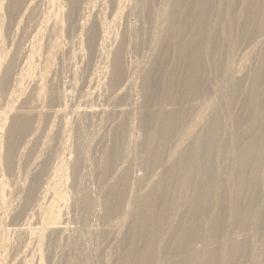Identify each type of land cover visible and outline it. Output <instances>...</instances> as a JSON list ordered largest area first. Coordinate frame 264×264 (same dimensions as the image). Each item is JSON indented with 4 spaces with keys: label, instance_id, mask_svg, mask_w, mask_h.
<instances>
[{
    "label": "bare ground",
    "instance_id": "1",
    "mask_svg": "<svg viewBox=\"0 0 264 264\" xmlns=\"http://www.w3.org/2000/svg\"><path fill=\"white\" fill-rule=\"evenodd\" d=\"M41 1L42 0H0V39H3V36L6 38L16 36L19 31L24 33L25 30H27L26 35L24 33V36L22 35L18 42L19 44L20 42L23 44L25 43L22 48L20 47L21 53L24 55L27 54L26 58L28 60L27 62L25 61L26 63L24 65L21 67L17 66L16 59L18 55L16 54L18 53L12 52V54H9V51L4 50L5 48H0V90L4 91V99H6V108L0 121V165L2 163L5 164L6 169L9 170L10 176L15 175V180L17 179L15 182L18 186L17 192L24 198L23 203L21 205L20 203L18 204L21 207H17V210L12 212L13 218L21 220L22 222L17 223L16 220L12 226L4 228L3 220L8 213L2 211L3 217L0 215V232L3 234L11 229L16 233V237L17 234H28L27 238L29 237L30 239L28 240L30 242L27 243L28 248L14 257V262L10 264H42L45 258L47 260L52 258L50 253L46 254V257L44 255L42 256L39 246L45 236H51L56 233H65L66 235L68 230H70L69 227L71 226L67 225L66 221L65 223L63 222V219H66L63 215L67 213V211H65V208L62 206L64 203H67L70 197L67 196L65 190L66 179L69 176L68 170L71 169L72 181L74 184V182H78V178L82 175L86 176V168L90 166L89 149L91 139L87 138V135L86 137L82 135V125L79 120L91 118L94 117V115H99V118L102 119L104 115L109 114V110H105L104 108H68V96L70 93L65 87L70 88L75 86V82L77 81L75 78L77 69L75 67L71 71V80H64L63 89L56 92L57 89L55 88V94L50 90L51 92H49V95L46 91L47 82L49 81L48 78L46 79V77H48L46 75L52 65L56 63L55 61H57V58L60 60L63 59L64 56L72 57L73 60L75 59L73 56H78L82 61L86 60L85 63L88 65L92 62L96 64L103 63L104 65H102V67L104 66L105 68L104 75L107 77L108 83L111 86H122V91L124 88L130 87L133 84L132 78L129 79L128 77V72L131 70L133 62L129 61L127 66L124 62L127 49L125 42H129L130 38L137 35L139 33L137 31H140L146 36V40H148L147 47H149V59L145 67L140 66L139 73L143 80L149 78V74L156 63V57L159 52L162 51L164 43L167 42V36H170V33L173 32V25L176 20L178 23L179 19L177 18L176 12L178 10L180 12L183 5H189L191 0H164L167 7L163 6L162 9L156 11L146 9V2H148V0H142L141 3L145 9H142L140 16L138 15L140 19L139 27H137L136 24L128 22L122 27L123 30L121 32L118 31L120 27L117 29V23L122 19L123 15L132 8H127L128 2L126 3L125 0H111V3L115 4L116 8L114 7L115 12L113 15L111 14L112 16L109 19L106 18V8L103 9L105 12H102V10L100 11V9V12H97L94 11L92 5H89L90 2L94 0H54L57 10L56 12L54 11L53 21L51 23L48 22L49 24L47 23V25L44 23V26L36 29V25L38 26L39 22H43L42 20L45 18L43 11L38 6L39 4L41 5ZM102 4H104V1ZM112 10L113 9H111V11ZM47 13H49V11ZM31 21H33L32 24H29ZM200 25L201 31H204V35L202 34L203 47L205 48V51L203 49V53L205 54L204 58L209 62V75L207 76H217L219 83L215 87V96L209 101V104L204 108L202 114L198 113L193 120L194 124L190 125L192 127L189 128L186 133L187 140L191 141V139H193V144H195V140L197 139L198 135L196 131L199 128L201 130L204 128L206 136L204 133L205 138L202 140L203 146L201 147L202 150L199 155L194 159H190H193L194 163L191 172L184 173L181 179L183 181H179L180 184L175 191L177 192L176 198L178 199L176 202L173 200L174 204L171 202L173 205L171 204L167 210L168 212L165 213L164 216H161V220L157 224V229L159 228L161 231L155 243L151 245L152 247L148 251L149 253L147 255L145 253V256L140 259V263L264 264V129H261V127L264 128V0H212L207 15L204 16ZM242 26H245L247 29L243 36L249 35L248 41L246 42L249 46L242 49L235 63V59L232 57L230 58V55L232 51L234 53L238 52V48L243 44H239L238 36L234 38L230 36L229 38L228 35L234 30L237 32L240 28H243ZM249 29H251L250 33L248 32ZM63 30L71 31L70 35H74V37L70 38V40L68 39L69 41L67 42L64 41L62 38V34H64L62 32ZM190 34L192 35L191 32ZM185 36V32L179 34L178 44H180L181 40H184ZM3 42L6 41L3 40ZM211 42H213V45H210ZM112 45L114 46L113 48ZM37 49L42 50L45 54L43 65L46 70L40 74L38 72L39 75L34 79L35 92L33 91V93H35V101L33 106L27 109L25 108L26 106L20 105L12 111L13 104L8 105V102L12 103L20 96L23 90L22 76L24 75L26 66H28V61L30 64L31 59L34 58L33 56L37 55L35 51ZM250 65L253 66L251 71L247 69ZM246 69L248 70L247 72ZM154 77L157 76L155 75ZM96 80H98V77ZM96 83L98 82H95L94 85ZM46 95L48 96L46 97ZM54 101H56V108H50V105L47 106V104H49L48 102ZM25 102H23V104ZM138 102V100L133 101V104L135 105ZM205 103L203 104L205 105ZM169 109L171 108L167 107L164 113ZM130 111V109L126 108L119 112L127 116ZM67 112L75 113V115L77 113L79 117L75 120L77 123L75 128L73 127L77 139L69 158L67 157L66 149L70 142L68 136L71 130L68 129L67 119H65L66 116L64 117ZM129 117L130 116H128V118ZM55 119L57 123H59V139L53 138V132L56 126L54 123ZM47 120H49L48 123L50 124L48 125L50 126L46 125ZM127 124L128 123L125 125L127 129L123 127L119 134V141L124 142L127 137L130 142L132 141L131 147H134L139 143V139L129 134L130 130L128 126H130V123ZM69 128H71L70 125ZM44 129L48 130L44 132ZM29 132L31 137L26 138L25 136ZM149 133L150 132H148V134ZM250 139L252 141L248 143ZM19 143H22L24 146L22 149H17L16 151V146ZM141 143L146 145L150 144L147 138ZM70 144L72 145V143ZM190 146L191 143L190 145L182 146L178 141L175 153L169 156L166 161H171V163L174 164L177 159H180L179 156L185 150L184 148ZM155 162L152 167L145 169L140 176L134 177L131 175L133 181L130 182V184L135 183L136 186L144 188V199H142V203L145 201L147 202L150 196L149 190L160 186L164 180L163 176L165 171L172 165H165L161 161L157 162L162 165L160 166L162 169L159 170L157 166L155 167V165H157ZM50 170L52 172L48 173L47 171L50 172ZM125 171L120 173V178L124 176L123 173H125ZM2 173L3 171L0 169V205L3 204L4 186L7 185V183L4 184ZM103 173L105 172L103 171ZM22 174L23 178L22 181H20L18 178H21ZM191 174L194 180L196 179L199 184V188L196 184H190L189 179H192L190 177ZM170 175L172 174L170 173ZM53 184L60 187V190L55 200L48 201L49 195L51 194V186ZM204 186H207L208 190L213 192V195L210 196L208 204L206 205L207 215L210 219L214 220V218L220 214V229L218 231H211V228L209 229L208 227L209 224H206L203 228L205 236H200L194 244L190 242L191 244L187 246L189 254L173 257L171 262L168 263L167 260L169 257H166V254L170 252L169 250H171L173 245V242L169 241L170 237L178 227L184 223L185 214L191 209L194 212L199 209L200 211H205L204 203L207 194L203 191ZM79 193L80 194L75 192L72 200L76 208L80 206L81 210H84L87 214L93 209L92 200L88 195V188L82 186ZM196 197H198V201L201 200V204H198L199 206H197V201H194ZM107 198V202H104V219L108 218L111 212L116 210V206L113 209V206L110 205L112 199L109 201L108 196ZM153 199L151 198V200ZM141 207H143V205H141ZM13 209H15V207ZM37 215H39L38 219H40L35 221V216ZM66 215L67 214H65V216ZM151 223L149 222V224ZM143 227V224H141L139 228L141 229ZM75 228L71 231L77 234V229ZM106 229L109 231V227ZM91 235L92 231H89V238ZM2 237L3 235L0 236V264H9L6 262L4 254H1L2 251H6V248H8L7 242H5ZM75 237H77V243L80 244V248L83 249L84 245L87 244V239H84L82 242L79 233ZM192 237L193 236H191V238ZM113 239H115V237ZM36 251H38V253H36ZM78 254L75 264H93V262H95L94 264H105V262H107L103 258L105 254L102 256L100 253H95L93 261L88 258V254L85 252H79ZM133 259L134 256L131 261Z\"/></svg>",
    "mask_w": 264,
    "mask_h": 264
},
{
    "label": "rangeland",
    "instance_id": "2",
    "mask_svg": "<svg viewBox=\"0 0 264 264\" xmlns=\"http://www.w3.org/2000/svg\"><path fill=\"white\" fill-rule=\"evenodd\" d=\"M44 1L45 0H42L40 2L41 5L39 4L38 6L43 11L45 18L44 20L41 19L43 22L41 23L39 22L38 26L36 25L37 27L36 29L44 26L45 25L44 23H46V25L48 22L51 23L53 21L54 14L57 10L56 3L54 0H46L45 2ZM50 1H51V4H50ZM103 1H104V4H102ZM141 1L142 0H125L126 3L128 2L127 8H131V7L132 8L129 10V12L123 15L122 19H120V21L117 23V29L118 27H120L118 29L119 32L123 30L122 27H124L128 22L132 24H136V26L139 27V24H140L139 16H140V12L142 11V9L146 8L148 10L150 9L152 11H156L158 9L159 10L162 9L163 6L167 7V5L164 3V0H148V2H146L147 6L143 8ZM211 4H212V0H191L189 5H186V6L183 5V8L181 9L180 12L179 10L178 11L176 10L177 11L176 15H177V18L179 19L178 23L176 22L177 21L176 20L173 25L174 26L173 32L170 33V36H167V42L164 43L162 51L159 52L158 56L156 57V60H155L156 63L154 64V67L151 70L152 73L150 72L149 78H145V80L142 79V76L139 73V69L141 67H145L148 63L147 61L149 59V47H147L148 40H146V36H144L143 33H141L140 31H137L139 32L137 35L130 38L129 42L126 41L127 43L125 42V44L127 45V49L125 53L124 62L126 66L128 65L129 61L133 62L131 70L128 72V77L129 79L132 78L133 84L130 87L128 86L127 88H124L122 91H121L122 86L120 85L111 86L108 83V79L104 75L105 68L104 66L102 67V65H104L103 63L96 64L92 62L90 65H88L85 63L86 60L82 61L80 57L78 56L76 57L73 56V58H75L74 59L75 61L72 59V57H69V56H64L63 59H60V60L59 58H57L58 62L55 61L56 65L55 64L52 65L51 69L48 71V74L46 75L48 77H46V79L48 78L49 81L47 82L46 91L49 94V92H51L50 90H52L53 94H55V88L57 89L56 92L62 90L64 80L65 79L71 80L72 69H74V67L77 69V73L75 75V78L77 81L75 82V86L70 87V88L65 87V89H67V91L69 90V93H70V95L68 96L69 98L68 108L69 109H76V108L79 109V108H85V107L86 108L94 107L97 109L104 108L105 110H109L108 112L109 114L104 115L102 119L99 118L100 117L99 115L97 116L94 115V117L79 120L82 125L81 127L83 131L82 135L83 136L85 135V137L87 135V138L91 139V144H90V149H89L90 151L89 152V157H90L89 165L90 166L86 168V171H87L86 176L82 175L80 177L81 179L78 178L77 180L79 183L74 182V184L72 181L71 169L68 170L69 176L66 179L65 190H66L67 196H70V197L67 200V203L66 204L64 203L62 206L65 208V211H67V213L64 212L67 215L66 216L65 214L63 215V217H65L67 220L63 219V222L65 223L66 221L67 225L71 227H69L70 230H68V233L66 235L65 233H58V234L56 233L51 236L47 235L43 238V241L41 245L39 246V248H41L40 253L42 256L43 255L45 256L46 254L50 253V255H52V258L50 260H47L45 258L42 264H75L77 257L79 255L78 254L79 252H85L86 254H88V258L91 259V261H93L95 253H100L102 256L105 254L103 256L105 261H107L105 262V264H144V263H140V259L143 256H145V253L146 255L149 253L148 251L152 247L151 245L155 243L157 236L161 231V229L159 228L157 229V224L161 220V216H164V214L168 212L167 210L170 207V205L172 203L174 204V201L176 202V200L178 199L176 198L177 197V192H175L176 188L179 186L180 182L183 181L181 180L182 177L184 176L183 174L187 172H191L192 165L194 164L193 159L196 156H198L199 153L201 152L202 150L201 147L203 146L202 140H204L206 136L204 128H202L203 130L199 128L200 130L198 129L196 131L198 135L197 139L195 140V144H193L194 142L193 139H191V141L187 140L186 131L192 127L190 125L194 124L193 120L196 118L198 113L202 114L204 108H206V106L209 104V101L213 98V96H215L216 94L215 87L219 83L217 76L216 77H214L213 75L207 76L209 75L208 74L209 62L204 58L205 57V54L203 53L205 51V48L203 47L204 46L203 45V35H204L203 32L204 31L203 30L201 31V25H200L204 16L207 15L208 8L211 6ZM89 5H92V8H94V11H97V12H100L101 10L102 12L106 11V18L108 19L111 18V16L114 14L115 8H116L115 4L111 3V0H96V1L94 0L90 2ZM105 8L106 10L103 11V9ZM111 9L113 10L111 11ZM48 11L49 13H47ZM32 22L33 21H31V23L29 24H32ZM242 27L244 29L240 28V30H238L237 32H235L234 30L232 31L231 34L228 35L229 38L230 36L231 38L238 36L239 44L240 43L243 44L238 48L237 50L238 52L235 51L236 53H234L232 51L230 55V58L232 57L233 59H235V63L237 62L238 60L237 56L241 53L242 49L244 47L249 46L248 43H246L248 41L249 35L243 36L244 32H246L247 29L245 26H242ZM250 30L251 29H249L248 31L249 33L251 32ZM26 32L27 30H25L24 32L25 35H26ZM62 32L64 33L62 34L63 35L62 38L66 42L69 41L70 38L74 37V35H70L71 31L69 30H66V31L63 30ZM182 32H185L186 36L184 40L183 41L181 40L180 44H178L177 42L178 36ZM190 32L192 33V35L190 34ZM19 33L16 36L8 35L10 36L9 38H6L5 36H3V39H0V44L2 45V46L0 45V48L2 47L5 48L4 50L9 51L8 52L9 54H12V52L18 53L16 54L18 55L17 56L18 58L16 59V64L18 67H21L27 62L28 59L26 58L27 54L24 55L23 53H21V48L24 46L25 43L24 44L22 42H20V44L18 43L22 35L24 36V33H21L20 31ZM194 38H195V41H194ZM3 40H5L6 42H3ZM212 43L213 42H211L210 45H213ZM113 47L114 46L112 45V48ZM35 51L37 55L33 56L34 58L31 59L30 64L28 61V66H26L24 75L22 76V82H23L22 85L24 87L22 86L23 90L21 91L20 96L18 97V99L16 98V100L13 101L14 103L8 102V105L13 104V109H11L12 111H14V109L18 108L20 105L26 106L25 108L28 109L29 107L33 106V103L35 101L34 100L35 93H33V91L35 92L34 79L37 78V76L40 73L46 70L45 66L43 65L45 61L44 52L38 49ZM198 55L199 56L201 55V56L199 57ZM252 67L253 66L250 65L249 68L247 69L251 71ZM200 69L204 72H202ZM247 69H246V72L248 71ZM155 75L157 77H154ZM97 77H98V80H96ZM95 82H98L95 84L96 86L94 85ZM149 84L151 87L149 86ZM158 89H161V90H158ZM47 96L48 95H46V97ZM4 98H5V93L4 91L0 90V121L3 116L2 114L4 113L5 108H6V99ZM137 100L139 102L134 105L133 101H137ZM23 102L25 103L23 104ZM48 103L49 104H47V106L50 105L49 106L50 108L57 107L56 101L48 102ZM203 103H205V105ZM167 107L171 109L167 110V112L164 113ZM126 108L131 110L129 115L125 116L124 113L120 114L119 111L122 109H126ZM128 116H130L129 118L131 120L128 118ZM64 117L65 119H67L66 121L68 123V129L71 130V131L68 130L70 132L68 136L70 142L68 141L69 142L67 145L68 150L66 149V152L68 155L67 157L69 158L71 156L70 154H72L71 150L73 149L74 144L77 139L75 137L74 128L77 124L75 120L79 117L77 113L75 115V113H70V112L65 113ZM56 119L54 121L56 126L53 132V138L59 139L60 137L59 136L60 130L58 128L59 123H57ZM70 120H71V123H70ZM48 121L49 120L46 121V125L50 126L48 125L50 124L48 123ZM126 123L128 124L130 123L129 124L130 126H128L130 131L127 130L130 132L129 134L132 137H136L137 139H139L138 140L139 143H137L134 147H131L132 141L130 142L129 139H127V137L124 140V142L119 141V137H120L119 134L122 131L123 127H125ZM69 125L71 128H69ZM44 127H45V124H44ZM261 129H264V128L261 127ZM46 130L44 129V132ZM148 132L150 133L148 134ZM204 133H205V136H204ZM29 134L30 132L27 133L25 137L26 138L31 137ZM145 138H147V140L149 141L150 143L149 145L141 143ZM161 138H164V139H161ZM178 141L180 145L182 146L190 145V143H191V146L184 148L185 150L179 156L180 159H177L178 161L176 160L174 164H172L171 161L167 162L166 160L168 159L169 156L175 153V149H176V145ZM251 141L252 140L250 139L248 143H251ZM70 143H72V145ZM23 146L24 145L22 143L17 144L16 151L17 149H22ZM3 150H4V147H3ZM191 158L193 159L190 160ZM160 161L163 162V164L165 165L172 164L173 166L171 165L169 166V168H167L163 176L164 180L162 181L160 186L152 190H149L150 196L148 197L147 202L145 201L142 203V199H144V194H143L144 188L136 186L135 183L130 184V182L133 181L132 176L134 177L140 176L144 172L145 169H148V167L149 168L152 167L154 165V162L157 163ZM156 166H157V169L159 170L162 169V167H160L162 166L161 164L157 163L155 167ZM0 169L3 171L2 173L3 177L4 176L6 177V178L2 177V179L4 180V184L7 183V185H5L6 187L4 186L5 188L3 192L4 201H3V204L0 205V215L3 217L2 211L4 212L6 211L8 213L4 217L3 224H4V228L5 227L9 228V226H12V224L16 220H17V223L22 222L21 220L13 218L12 212L14 210H17V207H19L23 203L24 198H22V196H20L17 192L18 186H17V183L15 182L17 180V179L15 180V175L10 176L9 170L6 169V165L3 163L0 165ZM51 170L50 172L49 171L47 172L51 173L52 172ZM103 171L105 173H103ZM124 171H125V173H123L124 176L120 178V173ZM170 173L172 175H170ZM190 177L192 178V179H189L190 184H196L198 185V188H199V184L197 183L196 179L194 180V177L192 174L190 175ZM22 178H23V174L21 178H18V179L22 181ZM121 183H125V184H121ZM82 186H86L88 188V195L90 199L92 200V203H93L92 205L93 206L95 205L94 207L92 206L93 209H91V211L87 214L85 213L84 210H81L80 206L76 208V205L74 204V201L72 200L75 192L80 194L79 192ZM59 190H60V187L53 184L51 186V194L49 195L48 201L55 200L58 196ZM203 191L206 192L207 194L206 196L207 202L205 201L204 203L205 211L204 210L200 211L199 209L194 212L191 209L190 211L188 210L187 214H185V218L183 221L184 223L181 224L178 227V229L170 237L169 241L173 242V245H172L171 250H169L170 252L166 254V257H169L167 260L168 263L171 262L173 257L175 258L178 255L189 254L187 246L191 244L192 242L194 244L195 241L198 238H200V236H205V234L203 233V230H204L203 228L205 227L206 224H209L208 227L209 229L211 228V231L212 230L218 231L220 229V214H218L214 218V220H212L208 217L207 212H206V205L208 204L210 196L213 195V192H210L207 186L203 187ZM107 196L109 197V201H111L112 199V201L110 202V205L113 206V209L116 206V210L111 212L110 216L106 218L107 219L106 221V219H104L103 217L105 214V210H104L105 203L107 202V199H108ZM151 198L152 199L154 198V199L151 200ZM166 198L169 200H167ZM116 199H117V202H116ZM195 200L197 201V206H199L201 204V200L198 201V197H196L194 201ZM19 203L20 205H18ZM141 205H143L144 208L141 207ZM13 206L15 207V209H13L14 208ZM200 213L202 216L200 215ZM38 217L39 215L35 216V221H38L40 219V218L38 219ZM149 222L150 223L152 222V223L149 224ZM141 224H143L144 227L140 229L139 227L141 226ZM108 227H109V231L106 229ZM74 228L77 229V234L76 233L74 234L71 231ZM135 228H138V229H135ZM89 231H92V235H93V236L91 235L90 238L88 236ZM78 233H79V236L82 242L84 239L85 240L87 239L86 240L87 244L84 245L83 249L80 248V244L77 243L78 242L77 237H75L78 235ZM15 234L16 233L13 232L11 229H9V231L4 232L3 234H1L0 232V236L3 235L2 238L5 242H7V247H8L6 248V251H2L1 254L2 255L4 254V257H6V262H8L9 264L14 262V259H15L14 257L21 254V251L28 248L27 243L30 242L28 241L30 240L29 237L27 238L28 234H23V235L17 234V237ZM191 236L193 237L191 238ZM114 237L115 239H113ZM36 253H38V251H36ZM132 254H135V255H132ZM133 256H134V259L131 261ZM128 260H130L131 262ZM94 263L95 262H93V264Z\"/></svg>",
    "mask_w": 264,
    "mask_h": 264
}]
</instances>
